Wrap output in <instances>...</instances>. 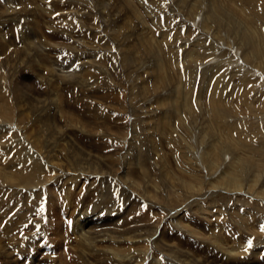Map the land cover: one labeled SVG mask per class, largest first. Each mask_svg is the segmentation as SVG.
Segmentation results:
<instances>
[{
  "label": "rangeland",
  "instance_id": "1",
  "mask_svg": "<svg viewBox=\"0 0 264 264\" xmlns=\"http://www.w3.org/2000/svg\"><path fill=\"white\" fill-rule=\"evenodd\" d=\"M263 164L264 0H0V264H264Z\"/></svg>",
  "mask_w": 264,
  "mask_h": 264
},
{
  "label": "bare ground",
  "instance_id": "2",
  "mask_svg": "<svg viewBox=\"0 0 264 264\" xmlns=\"http://www.w3.org/2000/svg\"><path fill=\"white\" fill-rule=\"evenodd\" d=\"M249 38V37H248ZM78 41H79V39H78ZM81 41V40H80ZM251 43V42H250ZM68 46V45H67ZM67 48V47H66ZM46 60V59H45ZM63 68V67H62ZM64 68H66V67H64ZM60 69V68H59ZM57 71H59L58 69H56ZM61 70V69H60ZM64 71V70H63ZM72 73V72H71ZM85 75V74H84ZM218 107V105L217 104H214V106H213V108H212V110H213V112H214V118H216L217 120H219V109L217 108ZM108 116V115H107ZM48 125L50 126V124L48 123ZM47 125V126H48ZM48 128V127H47ZM55 128V127H54ZM227 144V143H226ZM216 150H218V149H216ZM236 155V154H235ZM259 158V157H258ZM207 159L210 161L211 159H213V160H216L217 161V158H216V156H215V154H214V152H211V154L207 157ZM240 159V158H239ZM241 160V159H240ZM210 162H212V161H210ZM238 162H239V160H238ZM247 162H249V161H247ZM251 162V161H250ZM213 163V162H212ZM245 163V162H244ZM239 165H240V163H239ZM264 165V164H263ZM241 166V165H240ZM240 166H237V171L239 170H241L243 167H240ZM237 171H234V169L232 170L231 169V171L229 172V174L228 175H222L221 176V178H219L218 180H216L215 182V184H211V185H213L214 186V188H218V187H220V188H225V189H232V190H240L241 189V178L239 177L240 175V172H237ZM234 174V175H233ZM34 175V174H33ZM34 176H36V174L34 175ZM31 179H29L28 181H30ZM254 181V180H253ZM252 181V182H253ZM256 181V180H255ZM255 183V182H254ZM28 185V184H27ZM252 185L253 184H251V186L249 187V191H253V189H252ZM256 185V184H255ZM247 186V185H246ZM255 187V186H254ZM264 187V186H263ZM242 191V190H241ZM255 191V190H254ZM136 209V208H135ZM133 213L134 214H130L129 216H128V219H130V220H134L136 217H137V214L135 213V211H133ZM126 216V215H125ZM130 216H132V219L130 218ZM143 217V216H142ZM127 218V217H126ZM138 218L139 217H137L136 219L138 220ZM124 221V220H123ZM122 221V222H123ZM140 221V220H139ZM136 222V221H135ZM141 222V221H140ZM143 222V221H142ZM93 225H96V223L97 222H91ZM138 223V222H137ZM98 224V223H97ZM118 224V223H117ZM122 224V223H121ZM136 224V223H135ZM133 226V225H132ZM89 227V226H88ZM31 228V227H30ZM33 228V227H32ZM117 230H118V228H117ZM101 232H103V231H101ZM35 233V232H34ZM33 233V234H34ZM98 233H100V232H98ZM121 233V232H120ZM9 234V233H8ZM32 234V235H33ZM107 233H103L102 235H99V237L101 236L102 237V239H104L105 237H107ZM124 236V235H123ZM41 237V235H39L38 233L35 235V238H36V240H35V238L34 239H32L31 237V239L29 238L28 239V242H26V245L25 246H19V247H17V246H14L12 249H13V251L12 252H7L6 250H4V252H3V250H2V252H3V255H4V257H7V261H5V263H7V264H16L17 262L19 263H21V259H22V263L21 264H26L27 262H28V259H30V263L31 264H40V262L38 261V260H35V259H33L32 258V256L29 258V257H27L28 255H27V253L30 251L29 249H31V247H33V245H35V244H37V242H39L40 240H39V238ZM99 237H97L98 239H99ZM138 237V236H137ZM1 238H2V236H1ZM95 238V237H94ZM11 240V239H10ZM14 240V239H13ZM1 241V240H0ZM12 241V240H11ZM15 241V243H16V240H14ZM8 243V242H7ZM14 243V242H13ZM3 244V243H2ZM5 244H6V242H5ZM5 244H3L4 246H5ZM1 245V244H0ZM2 246V245H1ZM8 246V245H7ZM37 246V245H36ZM2 248V247H1ZM8 248V247H7ZM32 249H34V248H32ZM31 249V250H32ZM8 254V255H7ZM27 255V256H26ZM91 256V255H90ZM17 263V264H18Z\"/></svg>",
  "mask_w": 264,
  "mask_h": 264
},
{
  "label": "snow or ice",
  "instance_id": "3",
  "mask_svg": "<svg viewBox=\"0 0 264 264\" xmlns=\"http://www.w3.org/2000/svg\"><path fill=\"white\" fill-rule=\"evenodd\" d=\"M259 230H260L261 232H264V226H261ZM247 243H248V246H249V247L252 246V241H251V240H248Z\"/></svg>",
  "mask_w": 264,
  "mask_h": 264
}]
</instances>
